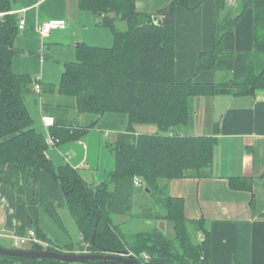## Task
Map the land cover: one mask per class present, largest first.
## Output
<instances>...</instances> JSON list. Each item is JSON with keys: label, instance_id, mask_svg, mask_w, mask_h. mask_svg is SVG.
<instances>
[{"label": "trees", "instance_id": "16d2710c", "mask_svg": "<svg viewBox=\"0 0 264 264\" xmlns=\"http://www.w3.org/2000/svg\"><path fill=\"white\" fill-rule=\"evenodd\" d=\"M20 0H0L1 11L16 9ZM253 9L254 49L251 53L226 52L221 47L227 26L216 25L214 48L202 52L198 71L223 73L213 83L175 79V31L172 0L155 14L136 10L135 0H79L80 8L100 17V24L113 34V44L100 47L79 43L76 58L67 62L59 83L61 93L74 95L79 112H122L129 116V129L108 144L115 168L104 181H84L68 164L55 166L46 155L47 141L33 127L24 103L33 78L15 73L12 58L19 32L18 17L6 14L0 20V184H10L27 201L38 198L42 170L60 185L66 207L74 217L82 243L47 250L92 254L135 253L140 264H208V238L195 242L188 231L180 198L165 195L161 183L174 178L202 177L212 165L213 136L179 133L188 122V102L196 95L252 93L264 87V0H244ZM154 18H157L155 21ZM126 23L125 29L117 26ZM133 123H153L160 131L132 134ZM78 128V127H77ZM169 133H164L167 131ZM58 141L76 140L86 130L69 126L49 127ZM140 178L142 186L134 179ZM170 220L175 235L154 229L123 233L116 215ZM46 209L57 218L54 209ZM202 228V221L194 222ZM26 249V248H24ZM27 249L43 250L40 245ZM144 254L148 256L145 260ZM0 264H106L94 259L87 263L63 262L49 258L0 255Z\"/></svg>", "mask_w": 264, "mask_h": 264}, {"label": "crops", "instance_id": "0c3cea01", "mask_svg": "<svg viewBox=\"0 0 264 264\" xmlns=\"http://www.w3.org/2000/svg\"><path fill=\"white\" fill-rule=\"evenodd\" d=\"M171 1L135 0V7L139 12L155 14ZM180 1L183 3L173 10L175 79L218 82L222 72L198 71L200 54L214 48L216 25L227 26L221 42L224 51L251 53L253 9L244 0ZM12 11L18 20H25L15 39L12 69L34 80L24 98L33 127L46 141L52 135L44 116L52 118V125L86 130L76 140L47 142V157L55 166L70 165L88 183L104 181L115 168L108 144L128 132L129 116L122 112H79L76 97L61 93L59 83L64 65L76 58V45L109 47L114 40L112 32L100 24L99 16L81 9L79 0H20ZM52 19H63L64 28L40 34L36 26ZM172 131L216 138L212 165L205 176L161 183L165 195L182 199L187 227L197 230L192 237L188 227L192 240L200 242L207 235L208 264H264V87L242 95L192 96L187 124ZM144 132L149 131L141 123L132 124V134ZM66 209L60 185L45 170L39 174L38 198L33 202L10 184H0V245L16 247V238L29 230L57 242L45 216L59 222V210ZM134 209L132 216H115L123 233L157 229L175 235L170 220L140 217L138 204ZM199 220L202 228L194 223Z\"/></svg>", "mask_w": 264, "mask_h": 264}, {"label": "water", "instance_id": "95a60500", "mask_svg": "<svg viewBox=\"0 0 264 264\" xmlns=\"http://www.w3.org/2000/svg\"><path fill=\"white\" fill-rule=\"evenodd\" d=\"M155 21L157 18H154ZM0 255L20 256L24 258H49L56 259L63 262H78L87 263L91 260L97 259L101 263L106 264H140L133 256L128 253L122 254H92V253H79L67 251H54V250H33L24 248H8L0 245Z\"/></svg>", "mask_w": 264, "mask_h": 264}, {"label": "rangeland", "instance_id": "374dc122", "mask_svg": "<svg viewBox=\"0 0 264 264\" xmlns=\"http://www.w3.org/2000/svg\"><path fill=\"white\" fill-rule=\"evenodd\" d=\"M117 26L120 29H125L126 23L124 21H118ZM219 74H221V75H219L217 80L221 76L223 77V75H222L223 73H219ZM142 126H144V128H147V131H149V132H144V133L162 132V131H160L158 126L156 124H153V123L142 124ZM164 133H169V132L167 130ZM134 211H135V209H134ZM45 218L48 219V220H46L47 223L48 222L51 223V228H49V229H51V232H52L51 235H52L53 239L56 240L60 246H64V245H67L69 243H72L75 248H79V246H78L79 243H82L80 230H79V227H78L74 217L72 216V214L70 213V211L68 209H66L62 212L59 210V220H60L59 222L55 221L51 217L48 218L47 215L45 216ZM163 225H165V223H163ZM48 227H50V226H48ZM188 227H189V231L193 237L194 234L197 232V230L193 229V227L191 225H189ZM18 248H21V247H18ZM77 252L83 253V252L78 251V250H77ZM130 253H133V252H130Z\"/></svg>", "mask_w": 264, "mask_h": 264}, {"label": "built area", "instance_id": "2783aa9c", "mask_svg": "<svg viewBox=\"0 0 264 264\" xmlns=\"http://www.w3.org/2000/svg\"><path fill=\"white\" fill-rule=\"evenodd\" d=\"M13 13V11H1L0 10V20L3 18V16H5L6 14H10ZM25 26V20L24 19H19L18 20V28L22 29ZM65 26V21L63 19H52V20H48L45 22H42L40 24H38L36 26L37 31L44 35L46 33H49L52 29H56V28H64ZM43 122L46 126H51L53 121L52 118L44 116L43 118ZM58 141V138L55 137H49L48 138V143L50 144H54ZM134 184L136 186H142V181L140 178H135L134 179ZM17 240V245L16 248H18V245L21 246H33V245H40L42 246L44 249L47 250L48 247H50V243L47 241H44L40 238H38L35 230H29L27 234L23 235V236H18L16 238ZM22 248V247H21ZM83 253H89L88 251H82ZM129 255L133 256L136 259V255L133 253H128ZM144 258L145 260L148 259V256L144 254Z\"/></svg>", "mask_w": 264, "mask_h": 264}]
</instances>
